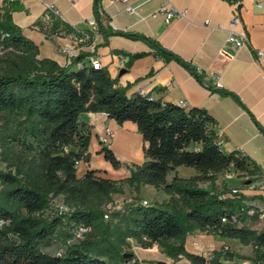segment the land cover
<instances>
[{
	"label": "trees",
	"instance_id": "trees-1",
	"mask_svg": "<svg viewBox=\"0 0 264 264\" xmlns=\"http://www.w3.org/2000/svg\"><path fill=\"white\" fill-rule=\"evenodd\" d=\"M98 1L94 3L96 16ZM7 6L0 9V161L5 164L0 169V264H117L129 259L121 251L129 237L142 248L157 245L173 260L184 257L190 264H235L237 254L225 246L212 249L208 256L188 251L185 238L194 230H211L244 244L264 246V231L256 233L221 221L238 208L240 200L227 195L226 185L213 187L217 173L231 167L256 176L259 167L240 151H222L214 119L205 109L186 110L138 93L128 96L125 89L114 87L104 67L83 64L74 69L73 60L62 66L39 57L38 46L12 20L14 5ZM59 30L70 31V27L52 19L44 33L53 35ZM99 32L141 40L158 57L177 62L203 83L194 65L144 34L103 27ZM144 55L134 53L129 62ZM206 86L222 96H233L244 107L234 93ZM82 112H105L106 118L118 124H135L143 160L130 166L126 177L112 179L92 169L77 175V162L89 161L91 137L89 127L78 121ZM100 151L113 168L119 166L110 149ZM179 166L191 167L195 174L179 176ZM204 182L212 188L201 186ZM122 183L135 192L149 185L169 197L159 205L133 203L128 208L130 227L112 236L101 207L122 191ZM58 195L70 207L68 220L89 229L62 254L51 255L41 245L61 219L42 215Z\"/></svg>",
	"mask_w": 264,
	"mask_h": 264
},
{
	"label": "crops",
	"instance_id": "crops-1",
	"mask_svg": "<svg viewBox=\"0 0 264 264\" xmlns=\"http://www.w3.org/2000/svg\"><path fill=\"white\" fill-rule=\"evenodd\" d=\"M162 2L163 0H127L124 3L109 4L107 0H99L96 3L98 16L94 13L95 0H31L24 6V10L10 11L13 22L38 46L39 57L53 59L63 66L72 60H80L79 56L84 55L83 60L95 55L114 79V87L125 89L128 96L143 89L162 104L170 102L186 110L191 107L205 109L214 119L222 151H240L259 167L258 175L264 178V133L259 131L252 119L254 117L264 128V69L253 57L254 49L264 50V0H172L177 9L186 10V15L174 18L169 23L164 21L163 14H154ZM256 2H260V6ZM48 3H52L61 13V17L55 19L67 27L86 29L88 20L94 17L100 27L107 31H131L152 38L194 65L202 73L203 83L198 82L177 62L158 57L155 50L141 40L121 35L105 36L96 31L89 40L77 43L57 34L46 35L31 29L30 25L46 13L45 5ZM126 6L132 10H126ZM0 9H8L5 0H0ZM236 10L240 16L236 30L247 34L250 47L235 49L226 42L228 23ZM206 19H209L212 26L222 24L224 28L211 29L205 25ZM65 45L71 48L70 57L62 51ZM140 52H145V55L129 62L132 54ZM72 68L78 67L73 65ZM206 85L234 93L244 107L233 96H222ZM78 121L89 127L91 137L89 161L81 163L77 175L81 176L86 170L92 169L97 171V175L112 179L126 177L128 170L120 177L110 175L114 168L104 159L97 136L102 133L105 125L110 128L124 127L131 124L130 121L118 124L113 119L106 118L102 112H82ZM131 126L136 131V126ZM180 167L176 168L177 175ZM171 176L172 174L169 179ZM243 180L244 177H239L230 184L227 179L223 182L230 187L242 188V192L251 197L254 192L245 186ZM216 183L222 182L216 180ZM164 198L163 195L162 200ZM201 236L194 233L187 238L195 237L199 241ZM218 242L224 246L230 241L222 237ZM133 246L134 260L137 264H146L142 261L147 259L138 252L143 248L140 245L137 248L136 241ZM152 247L158 248L157 245ZM185 248L190 251L186 244Z\"/></svg>",
	"mask_w": 264,
	"mask_h": 264
},
{
	"label": "rangeland",
	"instance_id": "rangeland-1",
	"mask_svg": "<svg viewBox=\"0 0 264 264\" xmlns=\"http://www.w3.org/2000/svg\"><path fill=\"white\" fill-rule=\"evenodd\" d=\"M1 53L2 51H0V54ZM130 123L131 124H127L124 127H111V129L115 130V136L110 149L120 162L119 166L116 169L114 168V171L110 173L111 176L120 177L127 172L130 166L133 164H139L143 160L141 136L136 131H133L131 125L135 124L133 122ZM93 160H95V157ZM0 169H5V164L1 161ZM193 174H195V170L191 167L181 166L179 168V176L189 177ZM170 175L171 173L168 175L167 179H169ZM254 176L255 175L242 173L230 167V170H223L220 173H217V182H222L221 184L215 182V186H213L209 182H204L200 183V185L206 188H212L213 186L220 189L223 185L227 186L230 184L235 178L244 177L245 180L243 181H246ZM224 179H227L228 184L223 182ZM121 189L122 191L120 193L113 194L110 201L104 203L101 207L104 213H107V217L103 216V220L112 236L119 231L125 233L130 227V214L128 208L133 203H139L144 200L148 204L159 205L168 199L163 191L151 188V186L140 187L139 191L135 192L132 187L128 186L126 183H122ZM163 195L165 198L162 200ZM60 203H63L61 196L58 195L53 197L50 207L46 209L42 215L47 218L60 216L61 219L48 241L41 245V250L51 255L62 254L69 244L76 242L83 237V235H79L77 225L68 220V213L55 212V206ZM246 224L250 227L254 225L249 222H246ZM252 230L256 233L262 231L260 227H256L255 225L252 227ZM194 233L202 235L199 241H197L195 237H192L191 239L187 238V236ZM187 236L185 238V244L187 245V248L194 253L208 256L211 254L212 249H218L221 247L218 240L222 238V236L211 230H194L188 233ZM225 238H228L230 242L224 246L228 247L229 250L234 251L238 256L234 259L235 264H261L262 261L260 255L264 253V248L256 249L251 243L244 244L236 238ZM126 240L128 244L123 245L121 251L124 253V256H127L129 259H120L117 264H133L135 261V246H133L135 239L129 237L126 238ZM136 247L138 248L139 244ZM138 252L143 258L147 259V261H142L146 262V264H160L161 262L163 264H190L187 259L182 257H179L177 260L171 259L161 252L160 247L157 249L153 247L143 248L139 249Z\"/></svg>",
	"mask_w": 264,
	"mask_h": 264
},
{
	"label": "built area",
	"instance_id": "built-area-1",
	"mask_svg": "<svg viewBox=\"0 0 264 264\" xmlns=\"http://www.w3.org/2000/svg\"><path fill=\"white\" fill-rule=\"evenodd\" d=\"M31 0H5L7 5H16V4H23L24 6ZM127 0H107L109 4L115 2H126ZM237 5L239 2L236 3ZM257 6H260V2H256ZM126 10L131 11V7L126 6ZM45 14L40 17V19L30 25V28L36 31L44 32L50 25L51 20L55 18H60L61 13L59 10L55 8L52 3H48L45 5ZM163 14L164 21L169 23L174 18H183L186 15V10L177 9L174 5L172 0H163L159 9L154 14ZM205 25L210 27L211 29H223L224 26L222 24H217L212 26L210 24L209 19L205 20ZM240 23V16L239 12L236 10L233 12L232 17L229 20L228 27H227V37L226 42L232 45L233 48L238 49L240 47H250V40L247 34L244 31H237L236 26ZM100 25L97 20L92 17L88 20V25L86 29H78L77 26H70V31L59 30L57 35L62 37H66L69 40H74L77 43L85 40H89L92 36L93 32L99 31ZM66 56H71V48L65 45L62 49ZM254 59L261 65L262 69H264V50L262 49H254L253 51ZM83 64H89L93 68H100L102 67L100 59L95 55L87 56L83 60H78L75 62L74 65L77 67H81ZM137 93L141 96H146L149 100L155 99L153 95L148 93L147 91L140 89ZM102 114L106 117V113L102 112ZM115 136V131L108 127L107 125L104 126L103 131L101 134L97 136L98 143L100 148H111V144L113 138ZM219 143L221 144V140L219 138ZM81 161L77 162V171L80 168ZM245 186L254 194L251 197H248L242 192V188L240 187H228L227 195L235 196L240 200V205L238 208L227 214L221 218L223 223H228L232 226L241 227L245 226L249 229L255 225L256 227H260L262 231H264V178L260 175H256L251 179H248L244 182ZM141 204H148L146 201H142ZM70 208L65 203H60L55 206V212L58 213H69ZM104 217H107V213L104 214ZM246 222L250 224H254L252 227L248 226ZM88 227L84 225H77V230L79 235H84L88 231ZM256 249L264 248V246H254ZM264 254V253H262ZM261 254V255H262ZM261 264H264V256H261Z\"/></svg>",
	"mask_w": 264,
	"mask_h": 264
},
{
	"label": "water",
	"instance_id": "water-1",
	"mask_svg": "<svg viewBox=\"0 0 264 264\" xmlns=\"http://www.w3.org/2000/svg\"><path fill=\"white\" fill-rule=\"evenodd\" d=\"M12 11H22L24 10L23 4H16L11 8ZM160 264H163L162 262Z\"/></svg>",
	"mask_w": 264,
	"mask_h": 264
}]
</instances>
